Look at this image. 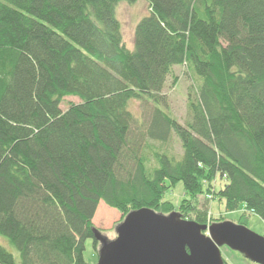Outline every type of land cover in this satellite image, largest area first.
Here are the masks:
<instances>
[{"label": "trees", "instance_id": "trees-1", "mask_svg": "<svg viewBox=\"0 0 264 264\" xmlns=\"http://www.w3.org/2000/svg\"><path fill=\"white\" fill-rule=\"evenodd\" d=\"M136 1L0 0V264H86L87 240L98 259L100 202L203 226L216 178L237 225L264 221V0H144L129 49L116 7ZM175 67L185 125L163 94Z\"/></svg>", "mask_w": 264, "mask_h": 264}, {"label": "water", "instance_id": "water-1", "mask_svg": "<svg viewBox=\"0 0 264 264\" xmlns=\"http://www.w3.org/2000/svg\"><path fill=\"white\" fill-rule=\"evenodd\" d=\"M93 232L101 245L96 264H223L222 247L264 264V239L230 222L201 226L142 209L123 219L114 240Z\"/></svg>", "mask_w": 264, "mask_h": 264}, {"label": "rangeland", "instance_id": "rangeland-1", "mask_svg": "<svg viewBox=\"0 0 264 264\" xmlns=\"http://www.w3.org/2000/svg\"><path fill=\"white\" fill-rule=\"evenodd\" d=\"M146 14L147 4L144 0H137L132 5L125 2H121L117 5L116 15L121 23L123 42L128 48H131L133 44V30L137 21H139V19ZM174 77L177 78L176 84H173L172 79H169L163 90V94L165 96V101L168 105L170 115L179 124L185 125L187 119L186 102L192 83L182 67L174 68ZM78 103L79 100L77 98L68 97L65 98L63 103L60 105V109L64 111L70 105ZM140 108L141 105L139 103L131 105L132 111L136 116H138V118L140 117ZM149 144L154 148H158L157 143L151 142ZM163 150L176 157H179L181 154L180 145L176 139H171L169 143L164 146ZM219 187L220 183L216 178L210 185V193H207L198 199L199 206L205 211L204 225L210 226L211 224L223 222H230L237 225L239 217L244 210L243 208H240L237 212L225 213L223 203H219L214 200L213 192H215ZM186 198L187 196L182 184L180 183L167 192L164 201L170 202L175 208H178L179 203ZM122 221L121 215L116 210L110 209L105 206L104 203L100 202L93 217L92 224L94 228L103 234L104 237L111 241L116 238L115 229ZM244 227L264 239V221L258 216L250 214ZM2 245L5 246L12 254L15 253V251L7 245L5 240L2 241ZM220 253L225 264H252L237 252H233L226 247L220 248ZM84 261L86 264L97 263V252L93 248L92 240H87L85 242Z\"/></svg>", "mask_w": 264, "mask_h": 264}, {"label": "crops", "instance_id": "crops-1", "mask_svg": "<svg viewBox=\"0 0 264 264\" xmlns=\"http://www.w3.org/2000/svg\"><path fill=\"white\" fill-rule=\"evenodd\" d=\"M131 48H132V46H131ZM131 48H129V49H131Z\"/></svg>", "mask_w": 264, "mask_h": 264}]
</instances>
